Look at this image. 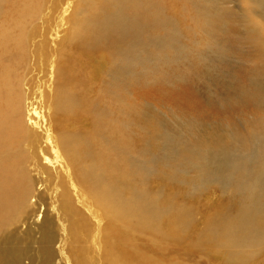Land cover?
<instances>
[{
    "label": "rangeland",
    "instance_id": "obj_1",
    "mask_svg": "<svg viewBox=\"0 0 264 264\" xmlns=\"http://www.w3.org/2000/svg\"><path fill=\"white\" fill-rule=\"evenodd\" d=\"M116 2L0 0V112L36 128L0 141V264H264V3L137 0L138 46L86 49Z\"/></svg>",
    "mask_w": 264,
    "mask_h": 264
},
{
    "label": "bare ground",
    "instance_id": "obj_2",
    "mask_svg": "<svg viewBox=\"0 0 264 264\" xmlns=\"http://www.w3.org/2000/svg\"><path fill=\"white\" fill-rule=\"evenodd\" d=\"M257 1L264 3V0H257ZM136 4H137V0H117V2L114 4V7H115L114 12L109 13L106 16V19L104 21L99 22V23H94V21H92L88 25V29L85 28V30H82V28H81V32L85 31L82 34V37L84 38L82 40H88V42H83V45L85 46V48L88 50H93V48H97V47L99 48V46L101 44V45H104L107 49H110L108 47L109 40L112 38H117V37H119L120 42L125 46H138L140 44V40L134 39L135 31L139 25L138 19L136 18V15L139 14V10L137 12L134 10V8L136 7ZM130 8L132 9V11L130 14H128L127 10ZM147 9H148L147 12L149 14H151V12H152L151 7L148 6ZM130 16H134V17L131 18ZM143 17H145L147 19L151 18L149 15H143ZM153 18H154L155 22H158V19L155 16L152 17L151 19H153ZM86 30H89V31H86ZM87 32H88V34H90L91 37H88V35H87V37L85 36L87 34ZM7 80H8V78H7ZM10 84H11V81H10L8 86L12 87ZM1 88H2V86H1ZM7 89H9V88H7ZM56 91H57V93H56V104L58 106L62 102L68 104V97H66V98L63 97L62 90L57 88ZM21 97L22 96H20L17 93L12 92L10 89L8 92H6V98H4V101H6V105H5L6 108H10L12 110V112L15 111L13 114H8V115H4L2 112H0V141L2 139H6V144H8V138H11V137H8L9 132H11L13 130H14V133L16 135H18L19 137L11 138V139H14V141H11V142H16V141L20 140L21 137L24 138V136L28 135V131H35L36 132V128L34 127V125L32 123L28 122V124H25L22 120V115L18 116L16 114V112H18V106H21ZM31 109H32V112L29 111V114H28L29 120H30V115H35L36 118L39 119L41 116H40L39 112L37 111V109L35 107H33ZM5 134H6V137H5ZM246 141H247V139L246 140L240 139V140H238V143H243L245 145ZM7 147H8V145H7ZM72 149H73L72 144H69L68 147H65V149H63L64 153L67 155V158L70 160L72 159V156L70 153L72 151ZM46 159L48 161H50L49 158H46ZM224 162H227V161H224ZM224 162H220V165H224ZM145 163H146L145 161L143 163L140 161H135L133 163L135 171L138 173L144 172L146 169L149 171L152 163L148 164V165ZM247 163H248L247 161L239 162L238 160L228 161V164L232 165L234 168H240V166L244 167L247 165ZM86 170H87V168H83L81 170V172H86ZM96 173H97V171H96ZM6 177H9V173L7 174V172H6ZM86 177L88 178L87 182L85 180H82L83 184H84V188H85V190H87L88 194H91V190L93 188L92 183H95V181L98 178H103L104 176L102 174H99V173L95 174V172H91V173L87 174ZM78 180H81V179H79V177H78ZM258 184H259V186L264 188V180L259 181ZM88 185H90V186H88ZM12 192H14V191H10L8 193H6V191L0 192V199L6 193V196H5L6 200H3L2 202L0 201V225L5 222V217L7 219L8 212L15 209L14 208L15 203H14V201L10 195ZM17 192L20 193V191H17ZM104 197H105V193L102 192L101 193V199H103ZM67 207L69 209H72L75 217L77 216L75 223L76 222L78 223V218L81 219L80 214L77 212V210H75L73 208V206L67 205ZM244 213H246V211ZM247 214H249V212H247ZM111 224L112 223L109 221L108 222L109 226L106 227L105 230L103 231L99 242L102 245H106L108 243L110 252H113L116 249V247L111 243V237L115 236V233H114L115 230ZM80 227H81L80 225H75V227H72V230L75 228L76 229L80 228ZM263 234H264V231L261 232V235H263ZM47 237L50 238L49 235ZM12 254L16 258V264H18L17 263L18 262V256L15 255L14 253H12ZM47 257L50 258V253L47 255ZM3 262H6V264H12L10 261H7L6 258L2 261V263Z\"/></svg>",
    "mask_w": 264,
    "mask_h": 264
}]
</instances>
